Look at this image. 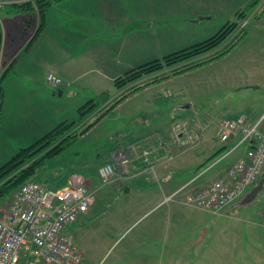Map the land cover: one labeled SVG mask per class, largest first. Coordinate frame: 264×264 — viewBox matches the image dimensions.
<instances>
[{
	"label": "crops",
	"instance_id": "0c3cea01",
	"mask_svg": "<svg viewBox=\"0 0 264 264\" xmlns=\"http://www.w3.org/2000/svg\"><path fill=\"white\" fill-rule=\"evenodd\" d=\"M19 1L24 0L1 2ZM210 1L209 5L208 0H205L208 6L196 12L200 15L209 13L208 19L212 20L216 11H232L229 0H218L220 3L215 5V0ZM235 1L236 7L241 8L251 0ZM237 8L233 10L237 12ZM253 8L258 9L254 15L256 19L251 23L249 21L238 43L232 48H237L243 63L255 68L248 77L244 76L249 82L246 87L264 90V4L259 1ZM181 9V0L55 1L42 18L39 19L36 14L37 18L31 24L34 25L33 33L29 40L25 39V47L21 43L15 53L9 52V48L6 51L7 35L4 32L2 62L8 66L7 69L15 63L18 67L12 73L14 76L5 70V74L11 76L7 88L3 86V96L6 99L8 95L17 94L19 99L38 102L39 64L45 65V74L54 72L65 82H70L64 85H70L75 80L82 82L81 77L95 73L101 82L100 92L110 91L109 84L115 85V78L129 69L203 40L184 43L182 46L183 40L176 36V30L169 34L151 31L161 20L165 22L169 13L176 14ZM203 18L207 17L203 15L199 18L200 23H204L202 32L214 34L206 28L207 21ZM40 23L42 27L36 33ZM5 54H8V59H5ZM10 80L14 83H10ZM155 80L143 87L149 90L152 86L150 83ZM64 85L55 87L57 91L61 89L63 94ZM157 102L165 103V99H158ZM249 104L247 102L243 111L231 112L230 117L225 119L243 117L246 124L254 123L264 111V100L252 111L247 109ZM163 122L159 120L155 127L147 130L145 134L148 135L141 138L140 143L127 144L121 149L135 155L146 145L152 148L157 179L150 177V169L142 170L144 167L134 160L131 173L126 178L103 186L100 176L98 183L89 177L87 185L93 190L100 189V194L105 197L108 194L117 195L125 188L127 192H132L133 186L137 190L144 189L141 192L146 200L143 215L156 214L155 218L150 219L147 226L133 233L129 239L123 238L121 245V242H117L129 228L119 233L113 232L112 235L110 230L102 228L95 232V237L85 240L81 236L86 221L98 216L94 214L93 202L87 212L68 223L63 230L81 251V260L75 264H264V201L258 208L243 212L241 206L235 204L239 197L222 213L186 201L188 194L225 176L246 152L249 146L247 142L241 141V132L232 134L216 149L194 152V145L185 146L186 131L180 130L178 134H173L170 129L169 134L162 129L160 123ZM232 147L234 149L225 155ZM207 163L208 166L203 169L200 167ZM191 164L195 165L196 173L186 176ZM76 176L80 175L68 176V179ZM33 180L48 187H61L69 183L63 182L57 171ZM171 194L173 197L166 199ZM6 211L7 205L0 206V216ZM109 236L112 240L106 242ZM30 259V252L22 250L17 264H29Z\"/></svg>",
	"mask_w": 264,
	"mask_h": 264
},
{
	"label": "rangeland",
	"instance_id": "374dc122",
	"mask_svg": "<svg viewBox=\"0 0 264 264\" xmlns=\"http://www.w3.org/2000/svg\"><path fill=\"white\" fill-rule=\"evenodd\" d=\"M1 1L3 0H0V19L7 35L6 51L10 50L9 52L15 53L21 43L25 47L26 40L32 36L34 25L27 23L25 9H16L13 3ZM210 2L208 0L209 5ZM260 2L264 4V0H260ZM205 3V0H181L182 9L176 14L169 13L165 22L161 20L159 24L151 28V31L169 34L170 31L176 30V36L182 38L183 44L181 45L184 46V43L195 42L212 35L202 32L201 28L204 23H200L199 18L203 15L207 17L203 18L207 21L206 28L211 33H215L226 21L237 19V12L248 5L245 4L241 8H237L236 1L229 0L228 4L232 11H216L213 19L209 20V13L203 12L200 15L196 12L207 7L208 5ZM219 3L218 0L214 1V5ZM222 3L225 2L222 1ZM234 8H237L238 11L233 10ZM257 13L258 9L252 8L246 17L239 18V20L248 18V23L249 21L251 23L256 19L254 15ZM163 24H165L164 27ZM245 28L238 32L234 31L218 46V49L230 45L238 33ZM151 33L153 34V32ZM237 43L233 46H236ZM233 46L231 45L226 51L210 58L207 57L211 52L200 56L199 58L203 61L177 73H170L167 77L158 78L150 83L152 86L149 87V90L142 85L122 98L113 109L106 112L84 133L74 135L62 152L47 156L51 147L46 148L41 154H45V160L40 163L39 170L32 179H39L41 175L46 177L48 172L57 171L64 179L63 182H70L72 179H68V176L79 174L83 177L86 185L89 184V177L98 183L100 182L99 166L112 161L113 153L116 150L123 149L127 144L140 143L141 138L148 135L145 134L146 131L155 127L159 120H164L160 124L165 131L169 132L171 129L173 134L180 130L186 131L184 132L185 146L194 145L192 147L194 152L208 148L209 150L216 149L224 143L217 133L219 123L230 117L231 112L243 111L247 102L250 103L247 109L252 111L257 109L264 100L263 89L246 87L249 82L245 77H248L255 68L243 63L237 48H232ZM4 57L5 59L9 58L8 54H5ZM2 63L1 70H6L8 66L4 62ZM17 67L18 65L16 66L15 63L12 68L9 67L7 70L12 74L16 72ZM44 71L45 65L39 64L40 97L38 102L19 99L17 94L8 95L6 99L3 95L1 96L0 165L21 147L36 142L38 137L63 120L74 121L71 132L76 134L81 130L83 123L94 120L101 107L106 108L114 96L124 91V88L118 89L113 83L109 84L111 93L109 100L106 99L100 107L81 116L79 106L91 97H98L101 93L99 76L94 73L81 77L82 82L75 80L70 85H64L63 94H59L58 88L47 80V74ZM176 75L177 77H175ZM9 76L11 75L4 74L2 87L6 86L7 88ZM260 77L262 76L257 78ZM152 79H154L152 75L144 76L141 84L148 83ZM10 83H14V81L10 80ZM8 92L9 90H7ZM158 99H165V103L157 102ZM208 163L200 167L203 169L208 166ZM194 166L191 164L190 172L186 173V176L196 173ZM155 171H157L156 167L149 170L152 179H157ZM143 191L144 189L137 190L133 186L132 192H127L125 188L117 195L108 194L105 197L100 194V189H97L93 206H95L94 214L98 216L86 221L87 225L81 238L85 240L87 237L93 238L95 232L102 228L110 230L111 235L113 232L119 233L121 230L129 228L117 242H121L119 244L121 245L123 238L127 240L133 233L147 226L149 220L155 218L156 214L143 215L146 209V200L141 193ZM10 199V197H4L0 200V206L5 207ZM262 201H264V188L251 203L241 206V211L254 210ZM92 209L94 210V207ZM89 214H91L90 211ZM111 240L112 237L109 236L106 242H111ZM37 264L53 263L39 261Z\"/></svg>",
	"mask_w": 264,
	"mask_h": 264
},
{
	"label": "built area",
	"instance_id": "2783aa9c",
	"mask_svg": "<svg viewBox=\"0 0 264 264\" xmlns=\"http://www.w3.org/2000/svg\"><path fill=\"white\" fill-rule=\"evenodd\" d=\"M247 23L248 18L241 20L235 32ZM46 78L57 87L70 83L54 72H49ZM217 131L223 141L241 132V141L247 142L249 147L225 176L188 194L186 201L222 213L264 174V111L252 124H246L243 117L223 119ZM233 149L230 148L225 155ZM152 152L148 145L135 155L127 150H116L112 161L98 168L101 185L126 178L131 173L134 160L144 167L142 170L155 169ZM95 192L81 176L61 187H48L33 179L23 183L12 193L7 211L0 216V264H17L22 250L30 252L29 264L39 261L55 264L79 262L81 251L63 230L68 223L88 211L94 202ZM172 197L173 194L166 199Z\"/></svg>",
	"mask_w": 264,
	"mask_h": 264
},
{
	"label": "trees",
	"instance_id": "16d2710c",
	"mask_svg": "<svg viewBox=\"0 0 264 264\" xmlns=\"http://www.w3.org/2000/svg\"><path fill=\"white\" fill-rule=\"evenodd\" d=\"M55 1L58 0H24L13 4L16 9H25L27 11L28 15L26 21L29 25H31L37 18L36 14L39 19L40 17L42 18L46 9H48ZM259 1L260 0H251L246 8L240 9L237 12V19L235 18L234 20L226 21L214 34L206 37L205 39L168 53L162 57L151 59L150 61L135 66L126 71L124 74L117 76L114 80V84L118 89L124 88V91L114 96L106 108L101 107L100 112L94 120L91 122L84 121L85 123H83V125L81 124V130H79L76 134L71 132V129H73L74 126V121L63 120L39 137L36 142L28 146L21 147L14 155L0 165V200L4 197L11 198L10 195H12L16 189H18L23 183L32 180V177L39 170L40 163L45 160V154H41L46 150V148L51 147L47 156H51L63 150L74 135L84 133L106 112L113 109L122 98L146 84H141L144 80H142L144 76L152 75L154 76V79L152 80L160 77H167L170 73H177L183 69L200 63L203 61L199 58L202 55L211 52L207 57L210 58L215 54L226 51L231 45L233 46V44H235L243 34L244 30L238 33V35L236 34V39H234L230 45L225 48L218 49V46L237 29L241 20H239V18L246 17V15H248L247 13L251 11L255 4ZM41 22L43 21L41 20ZM41 27L42 23L39 24L36 33L39 32ZM3 37V25L0 20V67L3 64ZM4 74L5 70H1L0 68V115L1 96L3 95L2 79ZM110 96V91H103L98 97H91L88 101L79 106L81 116L92 110L94 111L97 107H100L106 99L109 100L108 98Z\"/></svg>",
	"mask_w": 264,
	"mask_h": 264
},
{
	"label": "water",
	"instance_id": "95a60500",
	"mask_svg": "<svg viewBox=\"0 0 264 264\" xmlns=\"http://www.w3.org/2000/svg\"><path fill=\"white\" fill-rule=\"evenodd\" d=\"M59 94H62V90H59ZM264 188V174L259 178L258 182L252 187L248 188L242 196L235 202L237 206H243L251 203L256 199L259 193Z\"/></svg>",
	"mask_w": 264,
	"mask_h": 264
}]
</instances>
